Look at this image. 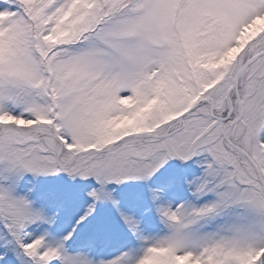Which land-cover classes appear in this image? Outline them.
<instances>
[{
	"label": "snow or ice",
	"instance_id": "obj_1",
	"mask_svg": "<svg viewBox=\"0 0 264 264\" xmlns=\"http://www.w3.org/2000/svg\"><path fill=\"white\" fill-rule=\"evenodd\" d=\"M0 264H264V0H0Z\"/></svg>",
	"mask_w": 264,
	"mask_h": 264
},
{
	"label": "rangeland",
	"instance_id": "obj_2",
	"mask_svg": "<svg viewBox=\"0 0 264 264\" xmlns=\"http://www.w3.org/2000/svg\"><path fill=\"white\" fill-rule=\"evenodd\" d=\"M40 182L42 184L67 183V184H71L73 187H79L81 189H89V190L91 188L98 187V185L96 184V181L94 179H89L87 181L77 179L75 182H72L66 176L60 177V178H43L42 177L40 179ZM108 187H109V190L115 189L114 195L118 200H120L122 202L123 206L130 207L132 197L134 195L132 189H130L128 187H117L115 185H109ZM83 195H84V193L81 192L82 198H83ZM75 218H76V210L74 211L73 216H71V215L69 216L67 224H65L64 226L70 228L72 226L71 219L74 220ZM109 221L114 222V213H113L112 209L110 207H105L104 205H100L99 209H98L97 216L95 217V219H93L91 221V224L88 227L80 230V234L76 237L75 242L78 239H88V237H89V238L94 239L95 240L94 242L97 244H106L110 248L117 246L115 249L120 250L119 243L107 242L102 235H98L94 230V226L97 223L109 222ZM117 254H119V251L117 253L109 254L108 256H105V258H112V257L116 256ZM101 256L104 257L103 254H101Z\"/></svg>",
	"mask_w": 264,
	"mask_h": 264
},
{
	"label": "trees",
	"instance_id": "obj_3",
	"mask_svg": "<svg viewBox=\"0 0 264 264\" xmlns=\"http://www.w3.org/2000/svg\"><path fill=\"white\" fill-rule=\"evenodd\" d=\"M77 243V242H76Z\"/></svg>",
	"mask_w": 264,
	"mask_h": 264
}]
</instances>
